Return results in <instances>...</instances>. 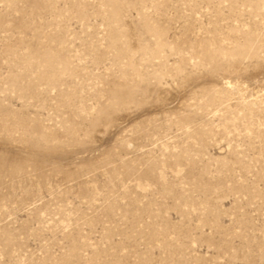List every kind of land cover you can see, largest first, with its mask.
Here are the masks:
<instances>
[{
  "label": "rangeland",
  "instance_id": "1",
  "mask_svg": "<svg viewBox=\"0 0 264 264\" xmlns=\"http://www.w3.org/2000/svg\"><path fill=\"white\" fill-rule=\"evenodd\" d=\"M0 264H264V0H0Z\"/></svg>",
  "mask_w": 264,
  "mask_h": 264
}]
</instances>
